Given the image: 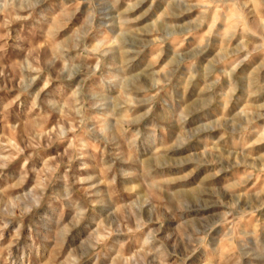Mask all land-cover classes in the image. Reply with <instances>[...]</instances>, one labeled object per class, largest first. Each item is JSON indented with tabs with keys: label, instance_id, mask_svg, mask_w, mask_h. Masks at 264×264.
<instances>
[{
	"label": "rangeland",
	"instance_id": "1",
	"mask_svg": "<svg viewBox=\"0 0 264 264\" xmlns=\"http://www.w3.org/2000/svg\"><path fill=\"white\" fill-rule=\"evenodd\" d=\"M0 264H264V0H0Z\"/></svg>",
	"mask_w": 264,
	"mask_h": 264
}]
</instances>
